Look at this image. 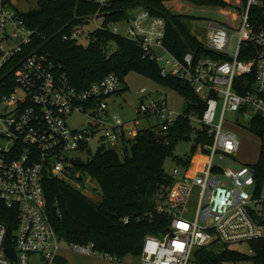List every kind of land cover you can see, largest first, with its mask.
I'll return each mask as SVG.
<instances>
[{
    "label": "built area",
    "instance_id": "built-area-1",
    "mask_svg": "<svg viewBox=\"0 0 264 264\" xmlns=\"http://www.w3.org/2000/svg\"><path fill=\"white\" fill-rule=\"evenodd\" d=\"M87 1L96 5L95 13L64 35V41L81 45L94 31L131 41L143 59L155 62L162 77L186 83L203 105L200 112L176 114L166 95L139 91L147 102L140 101L137 114L155 124L146 129L163 135L183 116L194 146L185 168H173L170 185L154 196V211L167 219V226L164 233L144 237L138 264H195L200 249H229L241 257L222 264H254L249 243L264 238V166L259 167L261 142L251 130L253 121L264 120V0H222L239 24H210L207 40L197 39L198 46L179 58L164 47V18L138 8L109 22L104 10L115 0ZM20 13L9 0H0V204L15 209L17 219L10 234L0 226V264H29L34 256L40 264H54L64 251L120 262L92 245L57 237L43 184L53 179L86 186L83 167L72 164L81 161L74 152L88 153L89 142L96 139L97 151L120 153L145 129L109 112L112 98L126 87L124 81L110 74L77 90L41 50L43 37ZM91 24L93 29L83 34L82 26ZM121 24L126 25L123 34ZM232 36L236 44L229 51ZM74 115L86 120L79 128L69 126ZM241 137L258 145L253 164L237 160ZM243 244L249 247L246 252L234 248Z\"/></svg>",
    "mask_w": 264,
    "mask_h": 264
},
{
    "label": "trees",
    "instance_id": "trees-1",
    "mask_svg": "<svg viewBox=\"0 0 264 264\" xmlns=\"http://www.w3.org/2000/svg\"><path fill=\"white\" fill-rule=\"evenodd\" d=\"M171 1L175 0H115L104 14L107 21L114 22L125 19L134 9L143 8L164 18V47L179 58L199 43L186 28V22L191 18L168 11L165 4ZM181 1L203 8L228 6L222 0ZM96 9V5L87 0H36L35 9L20 15L28 27L43 37L41 50L60 65L77 90H83L110 74L124 81L127 75L134 73L182 97L185 103L183 113L203 109L201 100L186 83L175 77H162L155 62L143 59L141 50L131 41L104 31L90 33L85 47L63 40L64 35L69 34L73 27L83 25ZM240 58L244 59L242 53ZM127 90L124 87L117 95ZM251 130L261 142L259 167L263 168L264 120L253 121ZM191 133L187 118L179 116L174 126L163 134V139L157 140L152 130L145 129L139 131L120 153L99 149L80 168L101 193L97 204L88 201L66 183L46 179L43 184L46 208L57 237L73 245H92L94 251L118 260L127 256L137 258L146 235L165 232L167 219L155 213L154 196L161 187H168L171 183L164 172L167 159L176 165H187L188 156L183 160L174 157L173 151L179 142L190 141ZM124 219L128 220L127 223L123 222ZM16 223V210L0 204V226H5L10 234ZM249 247L254 264H264V238L249 243ZM240 259L239 254L229 249L220 253L200 249L195 253L194 262L222 264L227 260Z\"/></svg>",
    "mask_w": 264,
    "mask_h": 264
},
{
    "label": "rangeland",
    "instance_id": "rangeland-1",
    "mask_svg": "<svg viewBox=\"0 0 264 264\" xmlns=\"http://www.w3.org/2000/svg\"><path fill=\"white\" fill-rule=\"evenodd\" d=\"M13 7L21 13L29 12L36 8V0H9ZM235 0H228V2L234 3ZM168 11L177 15H185L191 18V21L186 22L187 31L191 36L196 39L203 41L207 40V33L209 31L210 24L232 26L238 25V21H232L229 15V9L226 8H203L196 7L191 4L185 3L181 0L171 1L165 4ZM138 9V8H137ZM136 10V9H134ZM131 12V11H130ZM93 29V25L82 26L81 30L83 34L87 35ZM120 33H125L126 25L121 24L118 26ZM82 46H87V40H82L80 43ZM236 44V37L232 36L230 40L229 51H233ZM124 84L127 87V91L119 96H114L109 105V112L113 116L119 117L121 121H138L139 125L136 126L138 129H146L153 127L155 124L152 121H146L141 115L137 114V108L140 101L146 104V99L140 95L139 91L141 88H145L148 93L158 92L159 94L166 95L167 103L169 108H171L176 114L183 111L185 107L184 100L175 92L168 90L164 87L155 85L150 80L139 76L134 73H130L124 78ZM148 98V97H147ZM85 118L81 115H74L69 119V126L71 128H79L80 124L85 122ZM241 149L238 154L237 160L240 163L253 164L257 161V151L258 145L253 141H248L246 138H240ZM193 141L179 142L174 151L173 156L185 160L187 156L193 151ZM99 147L96 139L89 142L88 153L74 152L72 156L74 158L80 159L85 164L91 159V157L96 153ZM198 159V157H197ZM228 164L226 162L222 163V167L226 168ZM183 169L185 166L176 165L171 159H167L164 163V172L167 175L171 174L173 168ZM71 187L76 189L82 196H84L88 201L93 204L99 203L101 199V193L95 184L88 179L86 186L77 187L76 184L69 183ZM69 185V186H70ZM234 248H238L243 252L248 250V245H240ZM66 262L64 264H138L139 260L136 257L127 256L120 260V262H109L108 260L102 259L100 257H86L78 254H73L69 252H64L63 254ZM29 264H40L36 256L30 258Z\"/></svg>",
    "mask_w": 264,
    "mask_h": 264
},
{
    "label": "water",
    "instance_id": "water-1",
    "mask_svg": "<svg viewBox=\"0 0 264 264\" xmlns=\"http://www.w3.org/2000/svg\"><path fill=\"white\" fill-rule=\"evenodd\" d=\"M155 138L157 140L159 139H163L164 135H155ZM72 164L77 166V167H84V164L81 161H72ZM5 254L10 257L12 260H14V253L12 251V249H7L5 250Z\"/></svg>",
    "mask_w": 264,
    "mask_h": 264
},
{
    "label": "crops",
    "instance_id": "crops-1",
    "mask_svg": "<svg viewBox=\"0 0 264 264\" xmlns=\"http://www.w3.org/2000/svg\"><path fill=\"white\" fill-rule=\"evenodd\" d=\"M65 252V251H64ZM64 252L61 253L59 260L57 262H55L54 264H64L66 262V260L63 257ZM70 253V252H69Z\"/></svg>",
    "mask_w": 264,
    "mask_h": 264
}]
</instances>
